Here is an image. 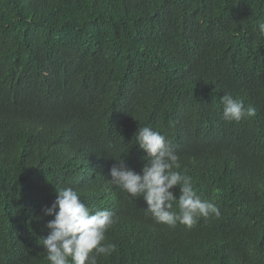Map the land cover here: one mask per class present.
Listing matches in <instances>:
<instances>
[{
    "label": "trees",
    "instance_id": "16d2710c",
    "mask_svg": "<svg viewBox=\"0 0 264 264\" xmlns=\"http://www.w3.org/2000/svg\"><path fill=\"white\" fill-rule=\"evenodd\" d=\"M260 23L264 0H0V264H49L42 210L68 187L114 214L98 264H264ZM225 93L255 116L224 120ZM145 126L218 217L160 224L110 182L141 172Z\"/></svg>",
    "mask_w": 264,
    "mask_h": 264
},
{
    "label": "clouds",
    "instance_id": "9594fccd",
    "mask_svg": "<svg viewBox=\"0 0 264 264\" xmlns=\"http://www.w3.org/2000/svg\"><path fill=\"white\" fill-rule=\"evenodd\" d=\"M258 35L264 37V23L258 25ZM223 119L240 122L256 114L255 108L245 107L243 100L225 93ZM135 144L146 154L140 173L126 166L123 159L110 169V182L126 192L131 199L142 197L146 202V214L160 224L175 227L177 223L191 229L201 217L220 215L219 208L211 201L202 199L192 183V177L182 174L179 157L172 143L150 127H139ZM179 187V198L173 189ZM51 207L42 210L54 219L46 224L49 234L43 240L49 264H98L101 256L108 257L115 250L114 243H106V233L115 223L114 214L107 210L89 208L71 187L57 191ZM178 201V211L173 210Z\"/></svg>",
    "mask_w": 264,
    "mask_h": 264
}]
</instances>
